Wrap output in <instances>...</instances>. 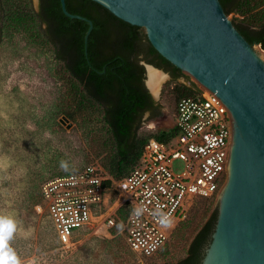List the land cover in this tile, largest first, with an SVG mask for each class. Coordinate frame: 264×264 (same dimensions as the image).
Segmentation results:
<instances>
[{
	"label": "rangeland",
	"instance_id": "1",
	"mask_svg": "<svg viewBox=\"0 0 264 264\" xmlns=\"http://www.w3.org/2000/svg\"><path fill=\"white\" fill-rule=\"evenodd\" d=\"M4 2L8 14L0 41V216L17 222L8 247L20 264H173L183 258L194 234L215 213L219 198L200 200L192 208L161 260L139 258L121 239L122 254L115 258L107 248L112 239L104 237V228L84 234L70 249L58 244L46 211L38 209L41 186L90 165L108 167L113 148L101 109L79 94L74 81L55 59L52 46L42 37L34 19L38 2ZM242 10L245 15L231 13L228 19L263 20L264 4ZM255 50L264 56L260 46ZM182 74L177 81L166 75L154 99L161 115L152 120L144 115L141 134L172 129L177 102L174 87L183 84L201 88ZM62 161L68 165L67 171L60 167ZM180 168L178 162L174 164V171Z\"/></svg>",
	"mask_w": 264,
	"mask_h": 264
},
{
	"label": "water",
	"instance_id": "2",
	"mask_svg": "<svg viewBox=\"0 0 264 264\" xmlns=\"http://www.w3.org/2000/svg\"><path fill=\"white\" fill-rule=\"evenodd\" d=\"M59 1L66 17L88 24L87 54L92 21L69 13L65 0ZM90 1L143 29L159 55L226 109L231 124L227 178L201 264H264V56L238 32L219 0Z\"/></svg>",
	"mask_w": 264,
	"mask_h": 264
},
{
	"label": "built area",
	"instance_id": "3",
	"mask_svg": "<svg viewBox=\"0 0 264 264\" xmlns=\"http://www.w3.org/2000/svg\"><path fill=\"white\" fill-rule=\"evenodd\" d=\"M172 123L174 135L163 142L150 138L119 180L90 165L41 186L38 209L46 211L60 246L70 249L100 228L112 238L120 225L117 235L127 248L152 262L198 201L219 197L231 143L226 109L201 87L176 102Z\"/></svg>",
	"mask_w": 264,
	"mask_h": 264
},
{
	"label": "trees",
	"instance_id": "4",
	"mask_svg": "<svg viewBox=\"0 0 264 264\" xmlns=\"http://www.w3.org/2000/svg\"><path fill=\"white\" fill-rule=\"evenodd\" d=\"M219 2L227 16L231 13L242 16L245 15L243 8L253 10L264 4V0ZM65 7L69 13L92 21L93 29L86 45L87 54L84 37L88 24L66 17L59 0H40L39 10L34 12V19L41 28L42 37L52 46L55 59L74 81L79 94L101 109L102 120L107 127L113 148L112 159L108 167L104 168L110 176L119 180L137 164L143 147L150 138L163 142L174 135L172 129L149 135L140 133L142 118L146 112L150 113L147 120L156 119L161 115L160 107L155 104L145 87V69L141 62L165 73L169 72L173 81H177L183 74L156 52L141 28L115 18L99 4L90 0H65ZM7 14L6 4L4 0H0V41ZM262 18V21L232 19V23L251 46H260L264 51V14ZM195 90L197 89L178 84L173 90L175 100L192 95ZM216 218L217 213H214L198 229L187 247L185 256L173 264L202 263ZM183 222L173 232L171 241ZM119 229L120 225H117L111 231L113 237L110 238L111 244L107 246L115 258L121 257L122 254V244L118 240L121 239L123 245L125 244L123 237L117 235ZM169 244L160 252L158 259L161 260L162 256H165L164 252Z\"/></svg>",
	"mask_w": 264,
	"mask_h": 264
},
{
	"label": "clouds",
	"instance_id": "5",
	"mask_svg": "<svg viewBox=\"0 0 264 264\" xmlns=\"http://www.w3.org/2000/svg\"><path fill=\"white\" fill-rule=\"evenodd\" d=\"M60 167L65 171L68 170V165L65 162H61ZM136 214L139 215L141 209L137 208ZM17 222L8 216H0V264H20L16 253L10 247L7 242L13 237L16 231Z\"/></svg>",
	"mask_w": 264,
	"mask_h": 264
},
{
	"label": "bare ground",
	"instance_id": "6",
	"mask_svg": "<svg viewBox=\"0 0 264 264\" xmlns=\"http://www.w3.org/2000/svg\"><path fill=\"white\" fill-rule=\"evenodd\" d=\"M147 79L146 84L149 88L151 94L156 97L161 89L162 84L167 79V74L163 73L159 69L153 68L151 66H147ZM167 75V76H166Z\"/></svg>",
	"mask_w": 264,
	"mask_h": 264
},
{
	"label": "flooded vegetation",
	"instance_id": "7",
	"mask_svg": "<svg viewBox=\"0 0 264 264\" xmlns=\"http://www.w3.org/2000/svg\"><path fill=\"white\" fill-rule=\"evenodd\" d=\"M37 2H38V9H37V11L39 10V6H40V0H37ZM145 63V62H144ZM141 64H142V62H141ZM143 65V64H142ZM143 67H144V69H145V66L143 65ZM166 74H168V76L170 77V79H172L171 78V74L169 73V72H166ZM155 104L156 105H158L156 102H155ZM147 114V118L150 116V113L149 112H146L144 115H146ZM144 115H143V117H144ZM142 120H143V118H142Z\"/></svg>",
	"mask_w": 264,
	"mask_h": 264
}]
</instances>
